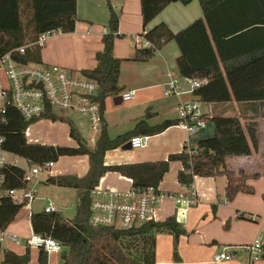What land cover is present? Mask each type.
Instances as JSON below:
<instances>
[{"label": "trees", "instance_id": "1", "mask_svg": "<svg viewBox=\"0 0 264 264\" xmlns=\"http://www.w3.org/2000/svg\"><path fill=\"white\" fill-rule=\"evenodd\" d=\"M175 1L189 3L191 0H141L144 27L141 36L150 41V45H136L130 59L149 61L167 43L175 40L181 50L177 58L180 74L205 81L194 90V95L202 101H264V40L251 41L249 38L263 35L264 39V0H200L205 9L203 18L196 19L181 31L173 32L165 22L148 30V24ZM109 8L108 33L103 36L102 50L96 54V65L81 71L99 84L96 99L102 113V129L96 145H88L74 123L58 111L27 121L11 108L8 123H0V133L6 138L5 148L27 158L30 163L53 160L72 151L88 156V169L83 176L67 173L51 175L46 180V183L77 191L75 216L66 218L60 212L40 211L31 218L34 232L53 236L62 243L63 264H155V232L168 229L177 238L187 233L184 224L174 216L163 221H149L132 229L91 224V190L109 171L132 178L134 188L144 189L158 187L169 170L170 162L180 161L183 168L178 171L177 177L183 185H192L196 176L226 175L227 200L232 201L239 192L255 193L254 186L247 183L249 175L244 170L235 172L228 169L226 164L228 157L250 155L259 148L256 122L243 124L238 116L210 117L215 125V135L199 140L196 146L191 147V153L189 147L185 146L180 152L171 154L166 161L105 164L106 152L123 145L133 135L157 134L178 123L177 120H166L150 126L144 118L133 131L116 138L110 137L104 119L106 99L123 91L119 84L123 59L114 55L115 39L121 36L120 12L114 9L110 1ZM77 21V0H0V55L11 52L21 64L40 62L41 46L29 44L49 30L74 32ZM23 46L26 47L21 52ZM41 118L68 119L70 134L77 139L78 146L70 149L67 146L30 143L25 130ZM203 119L207 121L205 114ZM3 171L5 187L25 184L21 167L8 166ZM252 176L256 178L259 175ZM21 208V205L4 197L0 204V230L11 225ZM240 217L250 218L244 214H240ZM31 255L32 251L28 248L19 254L0 242V264H30ZM47 261V253L38 249V262L47 264Z\"/></svg>", "mask_w": 264, "mask_h": 264}, {"label": "crops", "instance_id": "2", "mask_svg": "<svg viewBox=\"0 0 264 264\" xmlns=\"http://www.w3.org/2000/svg\"><path fill=\"white\" fill-rule=\"evenodd\" d=\"M109 1L114 9L120 12L119 34L121 36L115 39L114 55L123 59L119 77V84L123 87V91L119 95L109 96L106 99V108L108 107L109 111L105 108L104 119L107 122L110 137L116 138L133 131L138 122L144 118L150 126L162 124L166 120H177L179 123L178 108L180 104L191 101L197 96L194 95V92L188 91L190 85L179 72L177 58L181 54V50L177 42L172 40L167 43L157 56L149 61L142 62L130 59L134 54L136 45L142 41L141 33L144 31L141 0H77L78 21L75 31L61 32L58 33L61 35L54 37L56 39L47 40L40 49V62L58 64L72 72H81L83 69L93 68L96 65V54L103 48L102 39L105 29H108ZM204 11L200 0H191L189 3L175 1L164 8L148 24L147 29L165 22L176 33L196 19L203 18ZM249 38L251 41L264 40L263 35H253ZM72 40H77L86 45L79 57H73L69 51L76 47L71 42ZM0 77L6 81V75L2 69H0ZM170 77L178 79V84L182 89L180 94H165ZM129 89H136L135 95L130 100H124L122 93ZM124 102H126L125 108L119 109V106L124 105ZM201 106L207 122L205 126L199 127L196 132L191 133L177 123L160 133L148 135L149 138L144 147L124 148L129 139L123 145L106 152L105 164L120 165L166 161L171 154L180 152L185 146L194 147L199 140L214 136L215 125L210 117L214 115L238 116L243 124L256 122L259 148L250 155L228 157L226 164L228 169L235 172L244 170L249 175L247 183L254 186L253 183L256 179L264 178V101L245 103L237 101L209 103L203 101ZM73 113L80 117L79 124L83 125L90 133L88 118ZM63 114L69 117L66 113ZM74 126L81 134L80 127L76 123ZM26 136H30V132ZM22 158V166L26 167L33 164L27 158L23 156ZM182 168L183 165L180 161H171L168 172L158 186L159 189L175 194L186 192L190 186L181 184L177 177L178 171ZM172 172H174L176 183L169 185L166 177ZM254 174L259 176L254 178L252 176ZM102 182L104 186L128 190L132 187L133 179L119 172L109 171L103 176ZM220 183L224 188L222 191L224 194H221V190H219ZM227 185L228 177L226 175L196 176L192 186L198 191L200 197V203L197 206L190 208L186 214L178 213L179 215H177L176 210L179 211V209L174 201L165 199L159 204L157 221H163L169 216H174L184 224L187 233L177 238L168 229L155 232V264H247V252L244 247L258 236L263 224V217L253 220L242 218L240 214L249 215V217L250 215L262 216L264 203L254 206L255 204L250 201L245 202V192H239L232 201H229L226 197ZM207 188L211 189L212 192H208ZM250 195L246 194V196ZM258 195L253 198H258ZM44 207L41 211H44ZM59 212L61 213L60 209ZM28 213H30L29 209ZM32 213H35L34 202ZM30 224L33 233L31 219ZM8 231L10 230L8 229ZM8 241L1 243L4 247L13 250H15L14 246L22 244L21 241L19 243L9 241L11 243L7 245L6 242ZM27 248L32 251L30 264L39 263L38 249L31 248L27 240L23 252H17L22 254ZM225 248L228 251L238 252L240 257L220 262L215 261V255ZM52 255L48 258V264ZM254 264H264V259L256 261Z\"/></svg>", "mask_w": 264, "mask_h": 264}, {"label": "built area", "instance_id": "3", "mask_svg": "<svg viewBox=\"0 0 264 264\" xmlns=\"http://www.w3.org/2000/svg\"><path fill=\"white\" fill-rule=\"evenodd\" d=\"M60 30H49L39 35L38 39L31 45L43 46L53 34ZM108 29H105V34ZM144 46L150 45V41L141 36ZM26 46L20 48L24 52ZM0 69L6 75V81L0 77V123H8L9 109H14L27 121L42 117L48 112H60L70 110L88 118L90 133L87 144L94 147L102 129V113L100 104L96 99L98 94V82L87 76H75L74 72L58 65L44 62H30L21 64L17 62L11 52L0 55ZM189 83V92L202 86V79L185 77ZM136 89H129L122 93L124 100L134 97ZM181 86L178 79L170 77L165 90L166 95L180 94ZM203 101L195 98L180 104L178 110L180 115L179 126L194 133L199 127L206 125L203 119ZM28 135V128L25 130ZM149 136L137 134L130 138L133 148L144 147ZM5 136L0 133V204L4 197L10 198L14 203L26 206L29 210V218H32V205L38 197V186L46 182L54 160L42 163H33L22 166V156L9 152L5 144ZM191 153V147L188 150ZM8 166L21 167L24 170L25 184L20 187H5V174L3 169ZM91 214L90 223L95 226H109L123 229L138 228L149 221H157L159 204L165 199L175 202L180 213L186 214L190 208L200 203L198 191L190 185L184 193H168L159 187L149 186L144 189L134 188L119 190L114 187L104 186L102 179L99 184L91 190ZM44 212H59V208L52 202L44 207ZM250 215V219H257ZM6 240L19 243L20 237L7 229L0 230V242ZM31 248L43 249L48 258L54 253L61 254L64 246L50 235H44L33 231L27 239ZM247 252V264H254L264 259V219L258 236L245 247ZM240 255L236 251H228L226 248L215 255V261L238 259ZM40 264V263H37ZM48 264V262H47Z\"/></svg>", "mask_w": 264, "mask_h": 264}, {"label": "rangeland", "instance_id": "4", "mask_svg": "<svg viewBox=\"0 0 264 264\" xmlns=\"http://www.w3.org/2000/svg\"><path fill=\"white\" fill-rule=\"evenodd\" d=\"M56 35L59 36L61 34H53L48 38V40L56 39L54 38L57 37ZM73 38L78 39L76 37ZM71 42L76 45L74 50H69L71 55L73 57H79L80 55H82L83 48L86 45L82 44L81 42L79 43L77 40H72ZM74 75L84 76L80 71H74ZM125 106L126 102H124V105H120L119 109H123L125 108ZM106 109L107 111H109L108 107ZM61 112L69 115V120H71L73 123H76L80 127V135L82 136L81 138H84L87 141L89 131L87 132V129L83 125L79 124L80 117L71 112L70 110ZM29 132L30 136H28V141L32 144L51 145L55 147L67 146L70 149H75L78 146L77 139L71 136L70 134V125L68 119H39L29 126ZM53 160L56 165L52 168L50 172L52 175L67 173L83 175L88 168V158L84 153L72 151L71 153L55 157V159ZM166 181L169 185H173L174 183H176L174 172H172V174H169L166 177ZM253 184L255 187V194L250 195L249 193H246L250 196H246V194H244V197H246L244 201H250L251 203L255 204L254 206L259 205L261 203L263 205L264 178L259 177ZM219 190H221V194H224L222 193V191H224L222 183H220ZM207 191L212 192V190L209 188H207ZM256 195H258V198H253ZM77 201L78 194L74 188L60 187L43 182L41 185L38 186V197L34 201V212L36 213L41 211L45 205H48L49 202H52L58 206L64 217L73 218L76 214ZM176 213L177 215H179L178 213L180 212L176 210ZM27 214L29 215L28 209L26 206H23L18 215L16 216L15 220L8 227L11 232L17 234L21 238L22 244L19 246H14V249L19 252H23L27 238L31 237L32 235L30 219L28 218ZM262 217L264 219V214L262 216H259L258 219H261ZM6 243L7 245H10L9 243L11 242L8 241ZM132 251L136 252V250L134 249ZM33 252H35V250H33ZM49 264H63V260L60 254H53L50 257Z\"/></svg>", "mask_w": 264, "mask_h": 264}, {"label": "water", "instance_id": "5", "mask_svg": "<svg viewBox=\"0 0 264 264\" xmlns=\"http://www.w3.org/2000/svg\"><path fill=\"white\" fill-rule=\"evenodd\" d=\"M125 147H129V148L131 147V143H130V141H128V142L126 143V145L124 146V148H125Z\"/></svg>", "mask_w": 264, "mask_h": 264}]
</instances>
